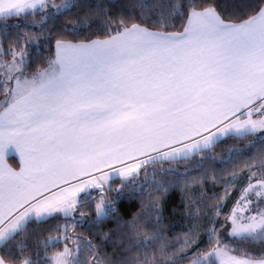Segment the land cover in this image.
I'll return each instance as SVG.
<instances>
[{
  "label": "snow or ice",
  "instance_id": "obj_1",
  "mask_svg": "<svg viewBox=\"0 0 264 264\" xmlns=\"http://www.w3.org/2000/svg\"><path fill=\"white\" fill-rule=\"evenodd\" d=\"M131 7L139 11L140 22L114 20L109 8L78 0H0V20L26 21L39 11L45 15L29 26L45 29L54 17L86 9L62 30L75 34L98 17L104 34L56 39L46 66L33 72L27 71L33 63L28 45L39 50L40 40L50 37L23 32L12 41L7 31L0 35V249L16 255L10 246L16 248L21 264H176L160 229V199H151L140 214L152 220L134 217L121 223L116 204L129 185L133 194L148 196L179 185L184 191L202 186L210 172L194 176L186 168L181 173L171 162L197 155L204 172L205 162L217 159L213 146L225 137L251 136L249 147L256 149L254 164L246 165L249 183L225 220L230 224L226 235L237 245L264 246V0L255 7L230 0H138ZM242 153L230 149L225 162ZM14 157L19 170L9 163ZM237 176L231 174L215 204H204L211 212L206 217L210 247L191 256L184 252L191 264H264V247L256 255L218 235L223 200ZM113 178L123 179L115 189L117 199L101 195L94 207L97 224L113 218L125 229L127 243L115 259L106 253L101 258L87 237L69 236L70 225L58 229L62 236L41 241L34 257L23 256L30 223L62 216L83 225L86 218L78 207L91 196L90 189L102 192ZM113 190L108 184L107 191ZM197 199L203 203L211 197ZM189 215L200 219L199 209ZM198 235L189 227L180 248L195 244ZM65 240L71 248L65 244L62 251L47 252ZM0 264H7L3 256Z\"/></svg>",
  "mask_w": 264,
  "mask_h": 264
},
{
  "label": "trees",
  "instance_id": "obj_2",
  "mask_svg": "<svg viewBox=\"0 0 264 264\" xmlns=\"http://www.w3.org/2000/svg\"><path fill=\"white\" fill-rule=\"evenodd\" d=\"M79 3L85 5H103L110 9L108 15L112 16L115 20L117 16H122L125 18L132 19V22L139 21V11L133 9L131 5L138 2V0H78ZM152 3L158 2V0H151ZM233 4H248L255 7L260 3V0H230ZM86 9H75L70 14L63 17H54L50 19L47 23V28L41 29L39 26L30 27L28 22L22 21V23H13L9 26L6 24V20L17 19L19 17H10L7 19L0 20V35L5 31L10 34V39L12 41L16 40L17 33L32 32L35 35H40L44 32L49 39H41L39 50L32 45H28L29 57L28 59L33 61L31 66L27 69L28 72L35 71L37 66L44 67L45 57H51L54 51V43L58 38H63L67 40H87L90 37L96 38L104 37L100 30L98 24V17H93L91 19V27L81 28L77 33H68L62 30V25L68 21H78L84 15ZM38 12V11H37ZM14 19V20H15ZM153 19H155L153 17ZM19 25V27H17ZM170 31H175L177 29H169ZM1 95V94H0ZM253 140V137L249 136L247 139H240L237 137H225L220 140L217 144L213 146V154L217 157L216 161H206L205 171L201 172L198 169V164L201 157L194 155L188 160L171 162V167L176 168L179 172L183 173L186 168L193 169L192 175H205L210 172L212 175L203 183L202 186L195 185L189 188L187 191L183 190V185H179L170 188L166 193H160L153 191L152 196L133 194L132 186L129 185L125 188L124 195L120 197L117 207V214L120 217V222H125L132 220L134 217L139 219L152 220L155 217L141 216V213H146L148 211L147 205L149 201L153 198H159L162 211L160 215L163 217V222L160 225V229L164 232L166 237V247L170 250V253H174L176 256V264H189L191 261L183 257V253L187 252L189 256L193 253L208 250V232L207 229L211 227L206 217L210 216L208 213L209 208L205 210L204 204H208L209 201L219 198V194L225 190L228 181L231 180V174L233 172H238L236 181L231 185V190L228 192L230 196H227V200L223 204L222 214L220 221L217 220V229L222 228L226 225V216L234 207L236 198H239L242 194V189L247 187L249 183L247 177L250 172L246 168L248 164H254L252 160V154L256 152V149L249 147V142ZM240 148L243 149L242 154L235 155L231 163H226L229 159L228 152L230 149ZM205 152L203 155H207ZM170 166V162H163V169H167ZM159 168L160 165H157ZM253 172H257V177L259 178L260 172L256 167H252ZM158 176L163 175V171L157 172ZM256 178H253L252 182ZM140 181L138 180L137 183ZM123 183L122 178H113L109 182L111 187L114 189L112 192L107 191V187L102 192L104 196L116 200L118 193L115 189L119 188ZM151 190V189H150ZM101 192L91 193V196L86 199L83 207H78V211L82 212L85 216V222L83 225L77 224L76 221L72 219H65L62 216H56L50 218L45 223L37 224L35 222L28 225V232L23 234V242L28 246L27 251L23 253L24 257H34L35 252L38 250L37 246L41 241L45 240L48 236H62L64 233L58 231L59 228H63L65 225H70L67 230L69 236L74 234L87 237L92 241L93 244L97 245L100 249V257L105 258V253L108 257L115 259V254L119 251L120 247L127 243V238L124 235L125 229L120 227L117 221L113 218H109L96 223L95 214V203H98V197ZM204 197L211 199H206L203 201L197 199V197ZM95 197V200L92 199ZM144 205V207H142ZM199 209L200 219L194 220L190 217V212H195ZM75 215V214H74ZM189 227L197 229L199 235L195 237L196 243L187 247L180 248L185 238L184 234L189 232ZM151 231V229H149ZM219 231V230H218ZM107 234V238L105 235ZM225 244L236 247H244L250 251H254L256 255H259L260 249L264 246L260 245H237L233 240H228L222 238ZM65 243H70V241L65 240L61 244L55 245V247H50L47 249L49 254L63 249ZM159 243V242H157ZM10 251L16 253V255H9L4 249H0V256H3L7 263L9 264H21L19 260L20 253L16 248L10 246ZM40 255H44V250L39 249ZM137 250L133 249V252ZM86 255H93L88 253Z\"/></svg>",
  "mask_w": 264,
  "mask_h": 264
},
{
  "label": "rangeland",
  "instance_id": "obj_3",
  "mask_svg": "<svg viewBox=\"0 0 264 264\" xmlns=\"http://www.w3.org/2000/svg\"><path fill=\"white\" fill-rule=\"evenodd\" d=\"M55 2L57 3V4H59V3H61V0H55ZM45 15V13L44 12H36V14L35 15H29L28 17H27V20L25 21L23 18H17V19H9V20H6V24L9 26L10 24H12V21H13V23H22V21H25V22H28V23H31V22H33V21H40L41 20V18L43 17ZM3 27V26H2ZM2 27H0V29H2ZM38 36V35H37ZM0 100H2L3 99V93L2 92H0ZM105 171H110V170H105ZM112 173L110 172V175H111ZM111 180H109L108 181V184H109V182H110ZM253 183H255V181H253ZM108 184H105L104 185V188H103V191L105 190V188L108 186ZM231 188L232 187H230V188H228V192L231 190ZM226 189V188H225ZM90 191V193H92V194H94V193H96V192H101L100 190H96V189H90L89 190ZM102 191V192H103ZM100 193V195H99V197L101 196V195H104L103 193ZM225 194V190L224 191H222L220 194H219V198L218 199H215L214 201L213 200H211V201H209L208 202V204L207 205H212V204H215L219 199H220V197L222 196V195H224ZM230 193H228L227 194V196H230L229 195ZM227 196H226V198L223 200V204L225 203V201L227 200ZM240 198V197H239ZM239 198H236V200H235V203H234V206L236 205V202H237V200L239 199ZM251 198V197H250ZM206 204V203H205ZM261 207H264V203H262L261 205H260ZM205 208V210H207L208 209V207H204ZM231 212V211H230ZM229 212V213H230ZM208 213H210V215H211V212L209 211ZM229 215V214H228ZM227 215V216H228ZM227 216H226V218H227ZM220 218L221 217H219L218 218V221H220ZM219 231H218V235H220L222 238L224 237V238H226V239H228V240H231L227 235H226V233L230 230V224H226L224 227H222V228H219L218 229ZM232 241V240H231ZM65 244H67L68 245V247L69 248H71V243H65ZM63 249H61V250H58V251H62ZM58 251H56V252H58ZM56 252H54V253H56ZM53 253V254H54ZM237 254H239V253H237ZM189 264H191V262L189 263Z\"/></svg>",
  "mask_w": 264,
  "mask_h": 264
},
{
  "label": "crops",
  "instance_id": "obj_4",
  "mask_svg": "<svg viewBox=\"0 0 264 264\" xmlns=\"http://www.w3.org/2000/svg\"><path fill=\"white\" fill-rule=\"evenodd\" d=\"M100 38H104V37H100ZM242 119L244 118V117H241ZM258 117L257 116H253V119H257ZM9 163L14 167V168H16L17 170H19V160H18V157H14V158H11L10 160H9ZM81 195H83V194H81ZM100 202V197H98V203ZM7 264H9V263H7Z\"/></svg>",
  "mask_w": 264,
  "mask_h": 264
}]
</instances>
